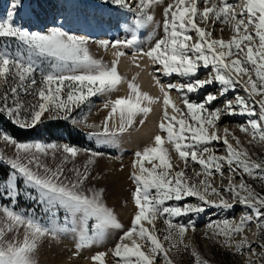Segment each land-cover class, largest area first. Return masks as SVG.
Returning a JSON list of instances; mask_svg holds the SVG:
<instances>
[{"label": "snow or ice", "instance_id": "6c2138e0", "mask_svg": "<svg viewBox=\"0 0 264 264\" xmlns=\"http://www.w3.org/2000/svg\"><path fill=\"white\" fill-rule=\"evenodd\" d=\"M111 3L133 13V18L126 38L97 41L105 50L115 49V59L105 64L90 53L88 38L61 27L44 33L18 26L14 18L20 3L12 0L6 17L0 18V84L5 86L0 92V112L18 127L30 129L43 123L45 113L49 120L67 121L90 97L103 95L107 115L100 126L87 125L93 129L88 135L111 145L134 128L137 117L143 125L151 106L162 102L159 132L151 145L133 153L130 180L136 211L130 226L125 228L107 206L103 188L87 186L90 166L102 152L69 144L24 143L2 132L0 140L12 146L14 153L6 156L0 152V165L4 166L0 199L8 201L0 204V264H38L35 257L41 241L58 239L67 232L76 233L79 255L81 249L103 243L110 230H118V239L107 251L94 253L89 258L91 264H107L109 255L115 264H160L161 260L175 264L174 257L191 247L184 241L189 231H196L193 217L209 208L232 210L236 204L246 209L239 220L209 223L205 235L220 247L234 249L236 255H246L245 264H264V193H257L245 179L247 176L264 187V159L253 160L238 136L227 127L221 135L219 127L223 115L247 116L239 131L250 137V146H264V0ZM154 5H164L161 21L149 11ZM147 25L153 26V35L143 42L148 44L145 48L137 30ZM226 29L233 33L230 38L214 35ZM123 49L132 50L135 67H141L137 58L151 63L160 97L142 92L136 77L129 81L119 73L120 58L128 54ZM201 69L207 70L203 78ZM161 75H177L183 82L164 84ZM9 79L15 83L9 85ZM121 83L127 84L128 94L113 99L111 94L119 91ZM212 85H218L219 91L206 92L199 100L190 98ZM30 90L37 102L24 109L19 96ZM173 91L179 102L173 100ZM230 92L232 99L228 98ZM218 100L222 108L214 106ZM23 111L28 114L22 115ZM214 142H222L226 155L217 154ZM173 152L182 167L172 163ZM82 153L87 159L77 166ZM50 154L51 165L47 163ZM190 165L196 179L188 176ZM225 166L230 178L226 187L218 188L213 180L224 177ZM237 177L239 183H233ZM22 195L43 208L50 216L47 223L35 215V209L18 210ZM184 217L187 222L180 221ZM157 220L165 225L162 238L155 226ZM252 225L259 239L255 247L246 234ZM191 254L195 264H209L194 248Z\"/></svg>", "mask_w": 264, "mask_h": 264}, {"label": "rangeland", "instance_id": "374dc122", "mask_svg": "<svg viewBox=\"0 0 264 264\" xmlns=\"http://www.w3.org/2000/svg\"><path fill=\"white\" fill-rule=\"evenodd\" d=\"M169 2V0H165V4ZM234 2V0H233ZM12 0H0V18H5L8 11L10 10V4ZM20 7L16 9V16L14 18V22L24 28L26 22L30 23L31 30L33 32H44L46 33L53 27H61L63 30L68 31L76 36L85 37L89 39L88 47L90 53L94 58L102 60L105 64H110L112 60L115 59L114 52L115 49L109 48L107 50L103 49L97 41L99 40H115V39H124L129 35L128 28L131 26L133 13L127 12L123 8H120L111 3V0L105 2V0H19ZM68 8L69 11L68 16L64 17L62 11H65V8ZM164 5H154L149 11L154 15L156 21L162 20V11ZM43 12V13H42ZM67 12V11H66ZM42 13V14H41ZM108 15H119L123 18L121 25H117L116 30L112 33V37L108 33H102V30L105 29H113L115 27L114 24L104 21V16ZM62 16V17H61ZM84 19H86L84 22ZM103 20V21H102ZM52 21H56L58 24H51ZM90 22L91 24H89ZM40 23V24H39ZM34 25H40L34 26ZM106 25V27H105ZM119 27V29H118ZM219 25H217V29H219ZM27 28V26H26ZM120 28L123 31H120ZM137 34L141 38L142 46L148 47L147 43H143L148 41L153 35V26L147 25L141 29L137 30ZM214 35L216 37L223 36L225 39L230 38L233 33L230 30H225L221 33L217 30ZM15 49V44H13V50ZM128 54L124 57L126 60V66H121V59L118 65L119 73L124 76L127 80L131 81L133 77H136L135 83L140 86V90L142 92L149 93V89L147 87V80L145 79L143 82L139 80V72L140 68L135 67L132 60V50L131 49H123ZM144 58H137L136 63H141L145 61ZM142 66V65H141ZM207 70L201 69V78L204 77ZM153 67H151L150 79L153 83L154 80L152 78ZM36 78L39 81L40 75L36 74ZM161 82L164 84L174 83L179 84L183 82V78L172 75L165 77L161 75ZM9 85L15 83V81L9 79ZM5 86L0 84V92H3ZM219 86L212 85L211 87H207L205 90H201L200 93L190 94V98L193 100H199L202 95L206 94V92H218ZM240 95H244V92L240 89ZM128 94V88L126 83H121L119 85V91L113 92L111 97L115 99L118 96H126ZM172 94H175L173 100H178V94L173 91ZM234 96L233 93L228 97L232 99ZM20 101L24 105V109H27L31 104L36 103V98L32 90L30 93L25 95L22 91L19 96ZM106 100V97L103 95H97L89 98V102L81 105L80 108L75 109L72 113V118L65 121L63 119H57V121H62L63 124H69V128L73 131L71 132L73 135L76 131H80L84 135V140L82 141H74L73 143H69L67 141L68 135L63 130H57L54 133L47 134L46 128L52 127V122L56 120L47 119L48 113H45L44 117H42L43 123L36 125L33 129H35L34 136L30 139L18 140L24 143H56L58 145L69 144L75 145L81 149H91L94 151L102 152L103 155L98 157L96 163L90 166L91 169V179L88 182L89 187H95L97 189H104V200L107 206L114 210L117 215L119 221L125 226V228L130 226V221L132 216L135 213V207L132 200L131 193L134 190V184L130 180L131 174V163L133 160V153L136 151L142 150L144 147L152 144L153 137L159 132L158 125L160 123V116L155 120V128L153 129V133L150 136L151 141H146L144 144L142 143L140 146L137 145L138 139L136 137L140 136V129L146 123L150 122V118L153 116L152 112L149 113L143 125L139 124L140 117H137V122L134 128L129 129L128 132L120 135L115 144L106 145L102 142L98 143L95 138H89V133L93 131L87 127V125H96L100 126L107 115V109H104L103 105ZM222 100V98H221ZM221 100L215 102V107H223ZM12 101L9 99L8 104L11 105ZM157 105H152V109ZM153 111V110H152ZM171 114V110H169ZM22 115H27V111H23ZM178 115V114H177ZM224 116V115H223ZM222 116V117H223ZM0 117H4L6 122H12L11 117H9L6 113L0 112ZM221 117V119H222ZM244 118V116H242ZM248 117H245L243 120H238L235 122L238 126L241 124H246ZM223 127H220V133L223 135ZM22 129V128H21ZM7 132L3 128V124H0V133ZM236 136L240 138L245 147L249 148V151L252 153L251 158L256 160L257 158L264 159V146L257 145L252 147L249 145L248 141L250 139L249 136L245 135L242 132L235 133ZM231 140V137H229ZM214 145L216 149H218V155H226V149L224 148L222 142H216ZM166 147H170L166 145ZM0 152H2L6 156H12L14 153V149L12 146L5 144L2 140H0ZM172 163L174 165L179 164L181 167L182 163L178 160V157L173 152L172 153ZM206 158V156H205ZM87 159L86 154H81L78 157L76 164L77 166H81L85 163ZM57 160H59V153H57ZM47 163L50 165L53 164L51 159V154L47 158ZM71 167V165H69ZM192 167L189 166L188 176L190 178L196 179L193 177ZM196 170L199 171V167L195 166ZM4 166L0 165V177L3 176ZM225 175L223 178L217 176L213 183L218 188L226 187L228 184L229 170L227 166L223 169ZM202 179V177H201ZM245 179L249 184L253 186L257 193H264V187L260 185L259 182L252 180L245 176ZM233 183H239V177L233 180ZM23 191V188H22ZM227 195V194H225ZM212 199H218L216 197H212ZM229 200L231 198L229 197ZM190 202H195L194 199L190 198ZM7 199H0V204H7ZM18 210L20 211H31L35 209V215L41 219L42 222L47 223L50 219V216L45 214L42 207L34 204L30 201L26 196L22 195L19 199V203L17 205ZM243 211L246 209L240 205L236 204L234 209L232 210H222L220 208H209L205 213H202L200 216L193 217L196 222V231H189L186 234L185 243H191V247L184 252H181L178 256L174 257L175 264H195V258L192 256L193 248L200 254L201 258L209 261V264H221L219 258L223 255L224 252H229L234 255V249H227L218 246L214 240L207 239L205 233L208 231L207 225L212 222L222 221L224 219L232 220L235 218L236 221L239 220V217ZM63 219V213H61V223ZM181 222H187V218H180ZM147 226V225H146ZM156 229L160 237L162 238L165 234L163 229L165 225L162 220H157L155 222ZM256 229L255 226L252 225L251 230L247 231L246 234L248 236L249 241L253 243L255 247L259 243L258 237L255 235ZM118 230H110L106 239L103 243H99L94 245L91 248L81 249L79 255H76L75 242H76V233L67 232L61 233L58 239H52L51 237H46L41 241L38 252L36 254V260L38 264H91L90 257L98 252V251H107L109 248L113 247L114 242L118 239L119 236ZM239 240V237L236 238ZM259 251V248H257ZM236 255V254H235ZM239 259V264H245L247 256L246 255H236ZM65 261V262H64ZM107 264H115V259L109 255L106 257ZM160 264H163L162 260ZM227 264H236L235 262H228Z\"/></svg>", "mask_w": 264, "mask_h": 264}, {"label": "bare ground", "instance_id": "6f19581e", "mask_svg": "<svg viewBox=\"0 0 264 264\" xmlns=\"http://www.w3.org/2000/svg\"><path fill=\"white\" fill-rule=\"evenodd\" d=\"M68 8H65V12H66V16H68L69 11L67 10ZM62 17V16H61ZM27 26V28H26ZM106 27V25H105ZM25 29L27 30H31V25L30 23L26 22V25L24 26ZM105 29V28H104ZM103 33V32H102ZM121 59V66L125 67L126 66V60H124V58H120ZM141 70L139 72V80L141 82H143L145 79L147 80V87L149 89V94L153 97H160L161 94L159 92V89L155 86V83H153L150 79V74H151V63L148 60H145L141 63ZM211 87V86H209ZM208 87V88H209ZM242 90V89H241ZM238 91H240V89H238ZM240 94V93H239ZM231 95V92L228 94V97ZM175 94H172V98L174 99ZM223 99V98H222ZM161 101H162V97H161ZM217 103V102H216ZM152 117L150 118V122L146 123L142 126V128L140 129V136L136 137L138 139L137 141V145H141L142 143L144 144V142L146 141H151L149 138L153 133V129L155 128L156 124H155V120H157V117L161 115L162 113V102L161 104H157V106H155L153 108L152 111ZM245 119V117L243 118L241 115H224L222 117V119L219 121V127L224 126L227 127L231 132H235V133H239V126L237 124H235V122H238V120H243ZM248 119V118H247ZM223 127V128H224ZM155 132V131H154ZM237 135V134H236ZM147 143V142H146ZM217 143L214 142V145H216ZM65 262V261H64ZM67 264V263H66Z\"/></svg>", "mask_w": 264, "mask_h": 264}, {"label": "trees", "instance_id": "16d2710c", "mask_svg": "<svg viewBox=\"0 0 264 264\" xmlns=\"http://www.w3.org/2000/svg\"><path fill=\"white\" fill-rule=\"evenodd\" d=\"M6 119L4 117H0V124H3V128L7 131V133L16 138L17 140H25L30 139L34 136L35 129H21L17 125L13 124L12 122H6ZM51 128H46L47 134L54 133L57 130H63L67 135V141L71 144L74 141H82L84 140V135L80 131H76V133L73 135L71 132L72 129L69 128V124L65 123L63 124L62 121H55L52 122ZM239 258L234 254H231L229 252H224L221 258H219V261L221 264H227L228 262H235L236 264H239Z\"/></svg>", "mask_w": 264, "mask_h": 264}]
</instances>
